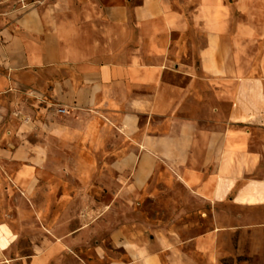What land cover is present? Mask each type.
Wrapping results in <instances>:
<instances>
[{"label":"crops","instance_id":"1","mask_svg":"<svg viewBox=\"0 0 264 264\" xmlns=\"http://www.w3.org/2000/svg\"><path fill=\"white\" fill-rule=\"evenodd\" d=\"M263 169L264 0H0V264H216Z\"/></svg>","mask_w":264,"mask_h":264},{"label":"rangeland","instance_id":"2","mask_svg":"<svg viewBox=\"0 0 264 264\" xmlns=\"http://www.w3.org/2000/svg\"><path fill=\"white\" fill-rule=\"evenodd\" d=\"M160 171L161 176L157 178L152 186L153 192L156 194L155 200L146 198L136 206L137 210L144 213L145 220L147 219L149 223L156 221H166L168 223L171 219L177 218L178 209H183V207L193 204V200H196L182 194L180 188L171 179L169 184L164 183L162 179L169 174L163 166L160 167ZM254 180L264 185V169ZM78 191L80 189H71L72 195ZM170 194H173V196H170ZM83 206L73 205L71 206V212L76 214ZM119 208L120 210L124 209L122 203L119 204ZM236 224L238 223L233 220V223L229 225L222 223L217 227L218 237H216L215 249L220 259L216 264H264V231L255 234L247 231L243 233L242 225ZM203 230H206V228H203ZM153 248L154 245H151L150 249ZM16 250L19 255L26 256L29 251L28 243L25 240H20L17 242ZM183 250L189 253L197 264H205L203 256L194 253L191 245L187 244L183 247ZM156 264H160V262L157 261Z\"/></svg>","mask_w":264,"mask_h":264},{"label":"built area","instance_id":"3","mask_svg":"<svg viewBox=\"0 0 264 264\" xmlns=\"http://www.w3.org/2000/svg\"><path fill=\"white\" fill-rule=\"evenodd\" d=\"M60 113H63V112H65V111H63L62 109H60V110H58Z\"/></svg>","mask_w":264,"mask_h":264}]
</instances>
